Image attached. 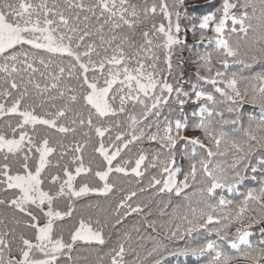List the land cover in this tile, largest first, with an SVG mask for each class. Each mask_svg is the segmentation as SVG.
I'll return each mask as SVG.
<instances>
[{"label":"snow or ice","instance_id":"snow-or-ice-1","mask_svg":"<svg viewBox=\"0 0 264 264\" xmlns=\"http://www.w3.org/2000/svg\"><path fill=\"white\" fill-rule=\"evenodd\" d=\"M185 4L0 0V264H78V243L113 233L91 264H264V0L199 16L196 82L173 66ZM129 176L137 187L117 189ZM117 190L110 209L74 215ZM186 237L202 242L164 243Z\"/></svg>","mask_w":264,"mask_h":264},{"label":"trees","instance_id":"trees-1","mask_svg":"<svg viewBox=\"0 0 264 264\" xmlns=\"http://www.w3.org/2000/svg\"><path fill=\"white\" fill-rule=\"evenodd\" d=\"M172 0H169V3H171ZM221 3V0H215V3H210V0H186L185 8L190 9L188 13V18H185L183 15L181 17L180 23L182 26V32L181 36L185 37L186 36V43L181 46H176L174 55H173V66H174V72L179 74L183 73V76L185 77L186 80L189 82H196V77H195V71L196 67L194 64V61L197 59V53L202 52L204 50L203 45H197L196 41L199 39V29L197 28L195 32L190 31L189 29L192 28L194 23L198 22L199 16L206 14L208 12L214 11L215 7L219 6ZM230 24V22H229ZM208 35H212L211 32L208 33ZM245 75H248L249 73L245 71ZM185 90H188L189 84H184ZM165 113H167V109H165ZM149 119H152L150 117ZM162 119V117H161ZM2 123V121H0ZM187 135L192 136V135H200L199 132H188ZM145 147H149L148 142H145ZM183 142L178 145V147H182ZM151 147H156L155 145H151ZM179 159V157H178ZM182 164H186L185 161L181 160L180 161ZM148 177L146 176L143 180V183L141 186L147 183ZM113 180H116V175H113ZM255 186L251 181H248L246 183V187H252ZM137 187L135 183V177L129 176L127 178L125 177H120L119 181H117V189L119 188H124L125 190L127 189H135ZM245 187H241L240 191H244ZM190 191V190H189ZM122 195L121 192L118 190L115 191L113 194H110L106 197L104 196H89L86 198H82L77 201L76 203V210L74 215L79 216L81 214L87 215V214H95L96 209L87 207V205H99L100 208H111L115 202L117 201L118 197ZM150 193L147 194H140L138 193V197L146 199ZM165 200L168 199V197H164ZM174 201L180 202L179 198L172 197ZM239 199V198H237ZM2 211V209H0ZM149 219H161L159 217V213L156 210L155 206L153 207V214ZM163 219H166L163 218ZM143 220V217L133 214L132 216L128 217L124 223L121 226H118V228L122 231L124 229L130 228L133 224H139ZM66 224L70 225V221H65ZM230 232H234L235 229L232 228L229 230ZM141 232L143 235H153L156 236V233H153L151 229H147L145 231L144 228H141ZM106 236L109 234L106 232ZM135 236V233L133 234ZM258 231L254 232V235L251 237V239L255 240L258 238ZM212 239H215V234L213 233L212 236L210 237ZM117 239V233H113L111 236V239H109L106 243V245L103 246L102 249H100L99 246L95 245H86L82 243H78L76 248L77 250L72 253L74 259L79 256L80 260L78 261V264H91V262L95 259V255L97 251H107L116 241ZM157 239H163L162 236H158ZM202 242L199 239L193 240L192 238L186 237L185 240H172V241H167L165 240L164 243L168 245V247L172 250H176L178 248H183L187 244H198ZM134 243H143L146 248H150L152 245L150 242L147 241H134ZM84 258H87L85 260ZM129 261L132 259V255L129 254L128 257H126ZM204 259L206 258H200L198 261L197 258L191 257V256H178V257H169V260L171 264H204ZM233 264H247V262L244 261H239V262H233Z\"/></svg>","mask_w":264,"mask_h":264}]
</instances>
